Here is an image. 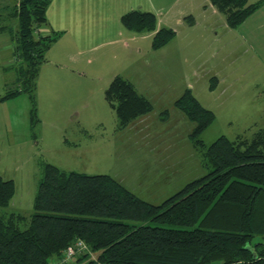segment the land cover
I'll list each match as a JSON object with an SVG mask.
<instances>
[{
  "label": "trees",
  "instance_id": "1",
  "mask_svg": "<svg viewBox=\"0 0 264 264\" xmlns=\"http://www.w3.org/2000/svg\"><path fill=\"white\" fill-rule=\"evenodd\" d=\"M208 1L230 29L264 4V0ZM49 2L18 0L10 12L4 9L6 19L12 18L16 25L11 28L0 22V34H7L14 43L15 72V86L0 94V102L27 94L33 125L38 68L59 36L53 31L38 33L47 26ZM182 20L193 22L190 15ZM120 21L133 33H152V49L175 35L174 28H157L156 15L149 11L130 10ZM103 97L118 129L153 109L121 76L110 80ZM173 106L192 123L189 138L200 153L204 175L153 204L109 175L64 171L42 162L33 212L28 217L18 212L0 214V264H49L78 239L88 252L76 255V264H264V127L250 137L219 136L205 145L200 135L213 121V112L189 89ZM13 195V181L0 175V207H8Z\"/></svg>",
  "mask_w": 264,
  "mask_h": 264
},
{
  "label": "rangeland",
  "instance_id": "2",
  "mask_svg": "<svg viewBox=\"0 0 264 264\" xmlns=\"http://www.w3.org/2000/svg\"><path fill=\"white\" fill-rule=\"evenodd\" d=\"M17 1L0 0L2 14L6 9L10 12ZM170 1L178 4L189 0H166L167 4ZM1 21L11 28L16 25V21L9 17ZM178 37L199 39L202 43L197 41L193 47L197 51L193 59L183 56L182 69L178 66L175 71L167 70V73L176 76L171 79L176 86L183 85V91L189 89L202 106L213 112V121L200 135L204 144H210L219 136L230 140L239 135L250 137L255 129L264 127V46L253 47L252 51L240 54L230 64H221L215 59L217 64L228 66L224 75L230 78V84L222 90L217 85L209 54V41L213 39L212 43L215 42L208 30L205 27L179 30ZM233 40L236 36L232 30L219 37V42H225L224 49L219 47L221 54L227 48L226 42L232 51L236 50ZM13 44L7 34H0V94L15 86ZM119 46V43L99 45L93 54H102V62L91 67L92 72L111 69L110 61L118 55ZM49 48L34 83L32 100L37 122L31 124L32 102L25 93L9 99L4 106L0 105V175L14 184L12 201L8 207H0V214L18 212L28 217L33 212L32 201L41 177L42 162L64 171L109 175L153 204H160L186 182L206 173L200 164V153L189 138L192 123L168 101L169 94L152 93L155 96L151 102L153 109L146 115L141 130L129 125L117 131L112 110L103 93L98 92L103 88L99 83L101 79L91 72L85 78L79 76L82 79L78 83L77 78L68 75V69L48 63ZM147 57L151 59L149 55ZM52 87L61 95L65 92L71 100L69 94L79 97L77 117L70 120L66 111H60L53 99L48 98ZM61 105L66 107L63 96ZM5 107L13 111L25 109L17 116L16 129L8 122L15 121L13 113L9 114V119L4 117ZM163 108L167 110L165 115L161 114ZM20 228H24V224H20ZM75 258L68 261L69 264H76Z\"/></svg>",
  "mask_w": 264,
  "mask_h": 264
},
{
  "label": "crops",
  "instance_id": "3",
  "mask_svg": "<svg viewBox=\"0 0 264 264\" xmlns=\"http://www.w3.org/2000/svg\"><path fill=\"white\" fill-rule=\"evenodd\" d=\"M136 9L154 13L157 18L156 27L174 28L175 35L164 45L152 49L150 45L152 33H148V35L133 33L121 24V15ZM45 15L47 26L39 28L38 33L45 35L52 31L59 33L48 50V63L68 69V75L74 79L77 78L78 83H81L82 78L80 79L79 76L85 78L93 71L91 67L102 62V54H93L97 47L106 43H119L118 55H114L113 60L110 61L112 68L104 69L99 73L92 72L101 79L100 85L103 84V88L98 92L103 93L114 76H121L130 81L134 89L150 102L155 97L152 93L169 94L168 101L173 105V102L184 92L183 85L176 86L171 80L173 76H176L172 72L167 73V70L175 71L178 66L182 69L183 56L193 59V55H196L197 52L193 50V47L197 41L200 43L201 41L180 38L178 37L179 30L205 27L214 38L215 43H212L213 39L209 41V54L214 65V74L217 76V85L219 88L221 86L222 90H225L228 83L230 84V78L224 75L228 66L223 67L221 64H230V61H236L240 54L252 51L253 47L264 46V4L235 29L226 26L223 15L208 0H189L186 3L180 1L178 4L171 3V1L167 4L166 0L164 2L160 0H50ZM188 15L192 17V24H186L182 20ZM1 19L6 20V12L4 11L3 15L0 6V22ZM230 30L236 36V40L232 41L233 45H236V50L232 51L229 48L230 44L226 42L227 48L221 54L219 47L224 49L225 42H219V37L229 34ZM148 55L151 59L147 57ZM215 59H218L221 64H217ZM76 69H80V71L77 72ZM59 80L62 81V78L60 77ZM216 82H214V87ZM50 92L52 93L48 98L53 99L60 111L65 110L70 120L77 117V105H80L79 97L76 98L75 95L69 94L71 100L65 95V92L61 95V92L55 91L53 87ZM62 96L66 107L61 105ZM8 102L10 100L0 102V105L4 106ZM71 102L73 103L70 105ZM19 106H21L20 102ZM5 108L4 117L9 119V114L13 113L15 121L8 120V122L16 129L17 116L21 115L25 109L20 108L13 111ZM111 112L115 117L114 112ZM146 115L132 122L131 128L141 130ZM115 123L117 131L123 130L117 128L116 117Z\"/></svg>",
  "mask_w": 264,
  "mask_h": 264
},
{
  "label": "built area",
  "instance_id": "4",
  "mask_svg": "<svg viewBox=\"0 0 264 264\" xmlns=\"http://www.w3.org/2000/svg\"><path fill=\"white\" fill-rule=\"evenodd\" d=\"M87 249V245L82 240L78 239L63 251L59 259L52 261L49 264H66L74 256L85 252Z\"/></svg>",
  "mask_w": 264,
  "mask_h": 264
},
{
  "label": "water",
  "instance_id": "5",
  "mask_svg": "<svg viewBox=\"0 0 264 264\" xmlns=\"http://www.w3.org/2000/svg\"><path fill=\"white\" fill-rule=\"evenodd\" d=\"M253 257H255V253L253 252Z\"/></svg>",
  "mask_w": 264,
  "mask_h": 264
}]
</instances>
